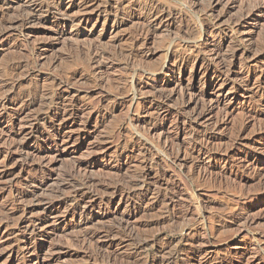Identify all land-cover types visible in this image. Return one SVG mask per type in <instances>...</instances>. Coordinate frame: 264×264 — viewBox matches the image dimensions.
I'll return each mask as SVG.
<instances>
[{
    "label": "rangeland",
    "instance_id": "1",
    "mask_svg": "<svg viewBox=\"0 0 264 264\" xmlns=\"http://www.w3.org/2000/svg\"><path fill=\"white\" fill-rule=\"evenodd\" d=\"M223 1L0 0V264H264V0Z\"/></svg>",
    "mask_w": 264,
    "mask_h": 264
},
{
    "label": "bare ground",
    "instance_id": "2",
    "mask_svg": "<svg viewBox=\"0 0 264 264\" xmlns=\"http://www.w3.org/2000/svg\"><path fill=\"white\" fill-rule=\"evenodd\" d=\"M222 1H223V0H214V2L216 3L215 5H219V6H221V5L223 4ZM229 1H230V0H229ZM232 1H233V0H232ZM234 1H236V0H234ZM254 1H255V0H254ZM223 2H224V1H223ZM215 5H213V6H215ZM225 5H226V4H225ZM227 5H228V4H227ZM157 6H158V5H157ZM233 7H234V6H233ZM209 8H210V7H209ZM251 8H252V10L255 9L254 7H251ZM257 8H258V7H257ZM158 9H159V8H158ZM158 9H155V8H151L150 10L148 9V11H149L148 15H150V17H151V16H153V17H157L158 15L160 16L161 13H159V11H157ZM247 9H249V8H247ZM247 9H246V11H247ZM35 10H36L35 12H40V11H44V10H45V11H50L51 9L49 8V5L39 4V5L36 6V9H35ZM213 10H214V8H213ZM228 10H229V9H228ZM244 10H245V9H244ZM244 10H243V11H244ZM243 11H242V12H243ZM249 11H250V9H249ZM249 11H248V12H249ZM254 11H255V10H254ZM192 12H193V11H192ZM215 12H216V11H215ZM220 12L223 13L221 10H220ZM213 13H214V12H213ZM221 13H220V14H221ZM243 13H244V12H243ZM250 13H251V14H255V13H257V12H253V11H251ZM24 14H25V13H24ZM162 14H163V12H162ZM162 14H161V15H162ZM210 14H211V13H210ZM223 14H224V13H223ZM223 14H222V15H223ZM230 14H231V13H230ZM241 15H242V14H241ZM248 15H249V13H248ZM169 16H170V15H169ZM231 16H232V15H231ZM239 16H240V13L238 14V17H239ZM23 17H24V16H23ZM170 17H171V16H170ZM215 17H216V16H215ZM222 17H223V16H222ZM226 17H227V16H226ZM226 17H225V18H226ZM246 17H247V16H246ZM248 17H249V16H248ZM151 18H152V17H151ZM162 18H163V17H162ZM164 18H165V17H164ZM229 18H231L230 15H229L228 19H229ZM235 18H236V17H235ZM235 18H234V20H235ZM239 18H240V17H239ZM28 19H29V18H28ZM28 19H27V20H28ZM32 19H33V18H30L31 21H32ZM216 19L218 20V18H216ZM232 19H233V16H232ZM241 19H242V18H240V20H241ZM244 19H245V18H244ZM161 20H162V19H161ZM234 20H233V21H234ZM236 20H237V19H236ZM236 20H235V21H236ZM240 20H239V21H240ZM14 21H15V20H14ZM14 21H13V22H14ZM219 21H220V19H219ZM228 21H229V20H228ZM241 21H242V20H241ZM13 22H12V23L9 22V24H8V23H5V24L3 23V24H1V25H3V27H5V28H8V29H9V28H11V27H14ZM16 22H18V21H16ZM16 22H14V23H16ZM27 22H28V21H27ZM229 22H232V20L229 21ZM236 22H237V21H236ZM22 23H23V22H22ZM239 23H240V22H238V24H239ZM24 24H25V22H24ZM211 24H212V22H211ZM213 24H216V23H213ZM238 24H237V25H238ZM18 26H19V25H18ZM18 26H17V27H18ZM229 27H230V26H229ZM15 28H16V27H15ZM15 28H14V29H15ZM194 28H195V27H193V30H195ZM212 28H213V27H212ZM230 28H231V27H230ZM233 28H234V27H233ZM202 29L205 30V27L202 26ZM202 29H201V30H202ZM235 29H236V28H235ZM213 31H214V29H213ZM189 32H190V31H189ZM194 32H195V31H194ZM201 32H202V31H201ZM238 32H239V31H238ZM184 33H185V32H184ZM190 33H191V32H190ZM196 34H197V32H196ZM194 35H195V34H194ZM178 37H179V36H178ZM180 37H181V36H180ZM180 37H179V38H180ZM185 37H186V35L183 36L182 39H183V38L185 39ZM193 37H194V36H193ZM193 37H192V38H193ZM186 38H187V37H186ZM185 40H186V39H185ZM187 40H188V39H187ZM187 40H186V41H187ZM182 41H183V40H180V42H182ZM186 41H185V42H186ZM219 41H220V40H219ZM173 42H174V41H173ZM173 42H172V44H173ZM183 42H184V41H183ZM189 42H190V41H189ZM215 45H216V44H215ZM221 45H222V44H221ZM216 47H217V45H216ZM216 47H214V48H216ZM224 47H225V46H224ZM189 50H190V49H189ZM192 50H193V49H192ZM214 50H215V49H214ZM217 50H218V49H217ZM228 50H229V49H228ZM251 50H252V49H251ZM168 51H170V50H168ZM218 51H219V50H218ZM230 51H233V50H230ZM213 52H215V51H213ZM250 52H251V51H250ZM83 53H84V52H83ZM221 53H222V52H221ZM80 54H81V53H80ZM219 54H220V52H219ZM85 55H86V54H85ZM87 55H88V54H87ZM248 55H249V54H248ZM263 55H264V54H263ZM173 56H175V53L173 54V53L171 52V53L169 54V57H173ZM221 56H222V54H221ZM221 56H220V57H221ZM234 56H235V55H234ZM217 57H218V56H217ZM220 57H218V58H220ZM223 57H224V55H223ZM237 57H238V56H237ZM233 58H234V57H233ZM233 58L231 57V60H232ZM222 61H224V60H222ZM228 62H230V60H229ZM231 62H232V61H231ZM218 63H219V62H218ZM218 63H217V64H218ZM222 64H225V62L222 63ZM232 64H233V63H232ZM227 65H228V63H227ZM230 65H231V64H230ZM18 66H19V65H18ZM220 66H221V65H220ZM224 66H225V65H224ZM224 66H223V67H224ZM14 67H15V65H14ZM19 67H20V66H19ZM231 67H232V66H231ZM231 67H229V68H231ZM15 68H16V67H15ZM20 68H21V67H20ZM20 68H19V69H20ZM224 68H225V67H224ZM227 68H228V67H227ZM227 68H226V69H227ZM229 68H228V70H229V72H230V69H229ZM13 69H14V68H13ZM13 69H12V70H13ZM16 69H17V68H16ZM150 69H152V68H150ZM155 69H156V68H155ZM9 70H11V69H9ZM145 70H146V69H145ZM14 71H15V70H14ZM142 71H144V70H142ZM225 71H226V70H225ZM146 72H147V71H146ZM152 72H153V71H152ZM162 72H163V71H162ZM226 72H227V71H226ZM229 72H228V73H229ZM16 73H17V70H16L15 74H16ZM147 73H148V72H147ZM155 73H156V72L152 73L151 76H152V75H156ZM232 73H233V72H232ZM135 74H136V73H135ZM160 74H161V73H160ZM229 74H231V72H230ZM229 74H228V76H229ZM12 75H13V74H12ZM144 75H145V73H144ZM221 76H222V75H221ZM136 77H137V76H136ZM146 77H147V76H146ZM134 79H135V77H134ZM221 79H222V78H221ZM225 80H226V79H225ZM219 81H221V80H217V79H216V80H212V82L215 83V84L218 83ZM229 81H230V80H229ZM221 83H222V85H225L224 82H221ZM137 84H138V83H137ZM138 85H139V84H138ZM220 85H221V84H220ZM133 86H134V85H133ZM225 86H226V85H225ZM132 88H133V87H132ZM134 88H135V90L137 91L138 88H137L136 85H135ZM221 88H222V87H221ZM224 88H225V87H224ZM232 89H233V88H232ZM234 89H235V88H234ZM230 90H231V88H230ZM235 90H236V89H235ZM132 91H133V90H132ZM231 92H232V91H231ZM237 92H238V91L236 90L235 93H237ZM42 100H43V99H42ZM31 102H32V101H31ZM34 103H35V102H34ZM198 104H199V103H198ZM29 105H31V104H29ZM203 108H204V106H203ZM204 111H205V110H203V111L201 110V112H203V113H204ZM208 111H209V110H208ZM64 113H65V112H64ZM203 113L201 114L202 116L204 115ZM198 116H199V115H198ZM195 118H196V117H195ZM199 118H200V117H199ZM130 123H131V122H130ZM132 123H133V122H132ZM132 123H131V124H132ZM131 124H129V125H131ZM134 124H135V123H134ZM134 124H133V125H134ZM133 125H132V126H133ZM134 126H135V125H134ZM135 129H136V128H135ZM151 130H152V129H151ZM153 130H154V129H153ZM192 143H193V142H192ZM196 144H197V143H196ZM191 146H192V145H191ZM197 146H198V145H197ZM133 147H134V146H133ZM152 147H153V146H152ZM153 148H154V147H153ZM190 148H191V147H190ZM194 148H196V145H195ZM196 149H197V148H196ZM143 150H144V149H143ZM178 150H179V149H178ZM200 150H201V149H200ZM149 151H150V150H149ZM181 151H182V150H181ZM196 151H197V150H196ZM164 152H165V150H164ZM173 152H174V151H173ZM200 152H201V151H200ZM192 153H193V152H192ZM163 155H164V154H163ZM167 157H168V156H167ZM168 159H169V158H168ZM174 162H175V161H174ZM88 181H89V180H88ZM88 181H87V182H88ZM91 181H92V180H91ZM86 185H87V183H86ZM94 185H95V184H93V186H94ZM117 185H118V184H117ZM88 186H89V185H88ZM91 186H92V185H91ZM91 186L89 187V190H88L89 192H88V193H85L84 196H89V195L96 194L95 190L92 189L93 186H92V187H91ZM113 186H114V185H113ZM94 187H95V186H94ZM94 187H93V188H94ZM115 187H116V186H115ZM127 187H128V186H127ZM129 188H130V187H129ZM113 189H114V188H113ZM117 189H118V188H117ZM98 190H99V189H98ZM114 190H115V189H114ZM117 191H118V190H117ZM85 192H86V191H85ZM80 193H81V192H80ZM113 193H114V191H113ZM113 193H112V194H113ZM115 193H116V190H115ZM97 194H98V193H97ZM112 194H110V195H112ZM81 195H82V194H81ZM133 195H134V194H133ZM79 196H80V195H79ZM114 196H116V195L114 194ZM76 197H77V196H76ZM94 197H95V196H94ZM73 198H75V197H73ZM90 198H91V196H90ZM60 199H61V197H60ZM61 200H62V199H61ZM111 200H112V199H111ZM52 201H53V200H52ZM82 201H83V200H81V202H82ZM40 203H41V202H40ZM199 203H200V202H199ZM199 206H200V205H199ZM58 207H59V206H58ZM84 210H85V209H84ZM77 211H78V209H77ZM20 212H21V211H20ZM26 214H27V212H26ZM7 217H8V216H7ZM25 218H26V217H25ZM8 221H9V219H8ZM27 222H28V221H27ZM33 224H34V223H33ZM22 227H23V226H22ZM25 229H26V228H25ZM124 230H125V229H124ZM108 233H110V232H108ZM94 236H95V235H94ZM87 237H88V236H87ZM89 238H90V237H89ZM89 238H88V239H89ZM93 238H94V237H93ZM88 242H89V241H88Z\"/></svg>",
    "mask_w": 264,
    "mask_h": 264
}]
</instances>
